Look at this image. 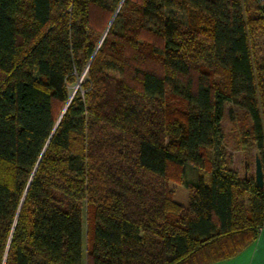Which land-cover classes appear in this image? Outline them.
<instances>
[{"label": "trees", "instance_id": "trees-1", "mask_svg": "<svg viewBox=\"0 0 264 264\" xmlns=\"http://www.w3.org/2000/svg\"><path fill=\"white\" fill-rule=\"evenodd\" d=\"M114 1L0 0V264H209L263 223L264 187L232 175L221 121L224 103L246 108L245 146L264 168V58L257 86L249 38L264 34V4ZM117 8L104 36L99 14ZM176 8L187 24L167 14ZM207 148L210 180L187 184L182 206L172 168L181 181Z\"/></svg>", "mask_w": 264, "mask_h": 264}, {"label": "rangeland", "instance_id": "rangeland-1", "mask_svg": "<svg viewBox=\"0 0 264 264\" xmlns=\"http://www.w3.org/2000/svg\"><path fill=\"white\" fill-rule=\"evenodd\" d=\"M181 3L187 4V0H180ZM257 3V4H256ZM255 5L248 11L247 22H249V17H256L258 13L256 11L260 4L256 2ZM107 4L110 7H116L117 2L108 0ZM119 8V5H118ZM118 8L116 12L113 14L112 17H109V20L105 18L106 15L99 14L98 17V24L102 22L104 36L106 35L107 30L111 26L112 20L115 19L114 16L118 13ZM260 8V7H259ZM130 13V12H128ZM116 14V15H115ZM168 15H172L173 17L179 19L181 22L187 24L188 17L187 13L181 9H172L167 10ZM127 15V14H126ZM133 18H136V15H132ZM126 17L125 14L122 16L120 15L119 28H123L124 21ZM107 22V23H106ZM250 41H251V52L253 54V62L254 68L257 75V80L259 85L258 74H259V67H261V61L264 58V34L260 31H253L250 32ZM202 39V38H201ZM205 41L206 51L203 50L204 58L202 57L199 61L201 66H209L206 57L210 56L209 44L206 43V39H202ZM204 47V46H203ZM198 56V55H197ZM196 58V57H195ZM207 63V64H206ZM206 64V65H205ZM209 69V68H208ZM88 67L84 68L83 74L79 78V82L74 85V92L81 87V82L83 76L87 73ZM211 74L214 76V81L217 84H222L227 79V72L220 68H211ZM109 73L113 76L120 77L119 73L115 69H110ZM172 89V87L170 88ZM260 91V90H259ZM167 102L170 103L172 106L184 108L187 106V102L184 101L180 96L175 95L172 92L167 94ZM222 121H221V128H222V140L221 144L226 151L225 160L228 165V168L231 169L232 175L236 176L238 183L243 184L245 177H253L255 178V169H256V155H258V149L253 145L251 149H247L245 146L246 140H248V136L245 134L248 132L252 125V120L247 112L246 108H244L238 101L230 100L224 103L222 108ZM264 114V110H263ZM217 160V154L214 148H207L205 152V163L204 165H193L187 164L185 167V177L181 181L179 180L180 174H178V169L176 167L172 168L171 176L172 180L170 181L171 187L174 190V200L176 203L187 206L190 198V190L187 184H192L198 182L200 179H204L206 182L210 180L212 175V163ZM185 181V184H184ZM253 195L251 193H247V204L248 207L251 208V201ZM86 234V233H85Z\"/></svg>", "mask_w": 264, "mask_h": 264}, {"label": "crops", "instance_id": "crops-1", "mask_svg": "<svg viewBox=\"0 0 264 264\" xmlns=\"http://www.w3.org/2000/svg\"><path fill=\"white\" fill-rule=\"evenodd\" d=\"M209 264H264V229L259 230L256 238L233 256Z\"/></svg>", "mask_w": 264, "mask_h": 264}, {"label": "water", "instance_id": "water-1", "mask_svg": "<svg viewBox=\"0 0 264 264\" xmlns=\"http://www.w3.org/2000/svg\"><path fill=\"white\" fill-rule=\"evenodd\" d=\"M255 180L260 188L264 187V168H263L262 159L259 155H256Z\"/></svg>", "mask_w": 264, "mask_h": 264}, {"label": "built area", "instance_id": "built-area-1", "mask_svg": "<svg viewBox=\"0 0 264 264\" xmlns=\"http://www.w3.org/2000/svg\"><path fill=\"white\" fill-rule=\"evenodd\" d=\"M259 3L264 4V0H257ZM264 229V219H263V223L259 226V230H263Z\"/></svg>", "mask_w": 264, "mask_h": 264}]
</instances>
